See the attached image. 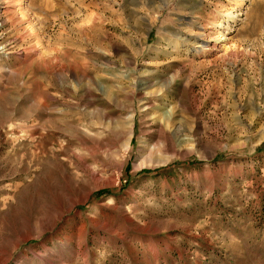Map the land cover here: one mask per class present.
Wrapping results in <instances>:
<instances>
[{
  "label": "rangeland",
  "instance_id": "374dc122",
  "mask_svg": "<svg viewBox=\"0 0 264 264\" xmlns=\"http://www.w3.org/2000/svg\"><path fill=\"white\" fill-rule=\"evenodd\" d=\"M0 264H264V0H0Z\"/></svg>",
  "mask_w": 264,
  "mask_h": 264
}]
</instances>
